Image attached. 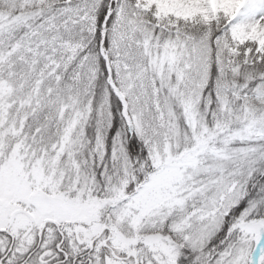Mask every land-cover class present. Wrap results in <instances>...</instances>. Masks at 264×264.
Instances as JSON below:
<instances>
[{
	"label": "snow or ice",
	"instance_id": "6c2138e0",
	"mask_svg": "<svg viewBox=\"0 0 264 264\" xmlns=\"http://www.w3.org/2000/svg\"><path fill=\"white\" fill-rule=\"evenodd\" d=\"M0 264H264V0H0Z\"/></svg>",
	"mask_w": 264,
	"mask_h": 264
}]
</instances>
